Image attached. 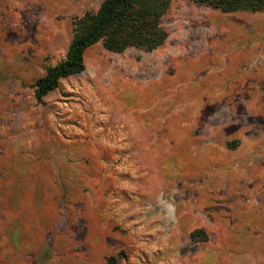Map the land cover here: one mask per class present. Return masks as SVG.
Returning a JSON list of instances; mask_svg holds the SVG:
<instances>
[{"label": "rangeland", "instance_id": "rangeland-1", "mask_svg": "<svg viewBox=\"0 0 264 264\" xmlns=\"http://www.w3.org/2000/svg\"><path fill=\"white\" fill-rule=\"evenodd\" d=\"M102 1L0 0V264H264V10L172 0L38 102Z\"/></svg>", "mask_w": 264, "mask_h": 264}, {"label": "trees", "instance_id": "trees-1", "mask_svg": "<svg viewBox=\"0 0 264 264\" xmlns=\"http://www.w3.org/2000/svg\"><path fill=\"white\" fill-rule=\"evenodd\" d=\"M222 13H255L264 10V0H191ZM172 0H103L96 11H86L74 19L72 37L65 56L59 63L48 66L35 83V99L38 102L57 89L61 79L80 74L84 70V52L101 42L103 48L119 54L128 48L149 53L161 47L168 37L161 20ZM237 141L226 143L234 149ZM198 234V235H197ZM192 237L203 241L202 231H194ZM107 264H115L108 257Z\"/></svg>", "mask_w": 264, "mask_h": 264}]
</instances>
